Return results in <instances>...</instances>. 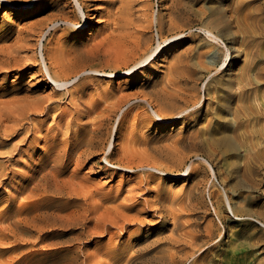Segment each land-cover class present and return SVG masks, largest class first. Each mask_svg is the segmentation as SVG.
Masks as SVG:
<instances>
[{"label": "bare ground", "instance_id": "obj_1", "mask_svg": "<svg viewBox=\"0 0 264 264\" xmlns=\"http://www.w3.org/2000/svg\"><path fill=\"white\" fill-rule=\"evenodd\" d=\"M4 1L11 8L16 6L19 1H24V6L28 4V0ZM116 1L120 3L117 12L113 11L108 15V19L111 21L110 32L97 43L84 46L83 49H80L75 44L67 46L66 43H69V41L66 40L61 43L60 47L52 49L47 47L48 42L46 40L49 41L48 38H51L57 32H62L63 36L65 34H71L70 36L84 35L87 30L85 28L86 22L81 24L80 17H83V21H86L91 15V5L86 0H37L33 8H26L20 11L22 15H29L33 10L37 12L35 10L39 8L40 10L44 9L46 16L40 20L38 27L29 28L25 36L19 39L18 43L0 48V72L15 71L16 74H25L27 70L38 67L34 74L39 76L41 81L51 83L53 85V93L33 98L26 96L23 99L2 103L0 105V126L5 120L17 122L21 119L24 120L31 114H47L50 109L60 108L66 98H69V103L74 106L75 100L83 97L85 90L91 88L99 76L107 75L112 77L119 73L130 76L135 75L146 63L154 62L164 53H168L169 46H172L173 42H179L183 38L194 36L192 31L188 34L184 33L193 27L186 22L180 23L183 20L182 17H179L181 9L178 1L170 3L167 30H165V22L162 15H157L155 20H153L154 18H149L142 11L138 19L135 20L132 18V13L128 12L130 8L128 1L109 0V3L111 5ZM234 11L236 12V10ZM128 26L137 28L133 33L134 35L128 32L131 29ZM154 26H156L159 42L155 41L157 46L152 49L150 44L146 45L149 41V38H146V30ZM221 27L222 21L217 19L216 21L212 19L200 23L197 28L203 31L205 35L202 36L196 33L199 38H203L201 39L203 40L202 44L199 43L197 45L198 50L194 52V48H186L170 55V59L167 60L166 81L161 83V85L158 83V86L155 84L157 87L151 89L148 93L143 92L140 94L142 95L141 98L139 94L119 96L111 89H102L96 94L90 95L83 107H75L73 110L68 111V114L66 113L68 109L62 108L59 113L58 124L65 118V113L71 115L63 131L69 137L72 133L77 136L74 140L70 139L67 144L69 147L64 167L68 168L73 161L76 166L82 165L86 160H89L88 158L101 156L100 162L105 165L100 166V170L108 172L110 176L116 175L118 170L126 171L130 174L131 181H134L126 189L121 201L118 202L120 195L115 198V196L112 197L105 194L94 198L87 186L81 182H73L68 178L70 179V188L74 192L80 191L84 198L90 197L93 200L90 201V207L88 206L81 215L85 223L83 228V231L86 232L83 238L85 243L92 242L97 236L107 237V235H110L113 237L119 229L121 234H123V231L132 224L143 225L145 220L141 216L144 212L148 214L149 211L154 212L161 220H170L172 228L169 231L170 234L165 238L163 237L164 239H153L150 242L140 240L135 246H130V249H126L117 243L106 244L105 247L94 253H84L82 251L84 254L81 261L78 259L79 255H82L80 248L67 260L56 258L60 264H181L184 260L187 261L190 258L193 264L211 263V260L207 259L208 255L203 254L211 252L210 249L214 243L211 242L215 241L217 237V239L222 237L223 233L219 223V226H216L212 220L206 221L205 216L200 215V213H194L203 206H201L203 202L200 203L199 201L202 196L197 197L202 194L203 185L209 183V189L206 188L209 190L208 194L206 193L209 203H206V205L213 207L211 210L217 216L218 222H220L219 209L216 210V208L220 203L224 202L235 216L226 191L216 188V185H218V172L213 169L214 156L217 152L230 155L232 157L230 165L236 169L235 172L240 169L248 174L255 175L264 166V121L262 118L264 111L259 106L258 97L253 98L254 109L256 110L253 113L256 117L261 116L260 118L263 122L262 127L259 128L261 133L259 132V136H253L255 139L247 140L243 123L245 119L249 118V115L243 112L242 97L244 92L241 81L239 82L240 79L232 75L227 78L219 77V74L223 73L224 70H218V63L222 56L221 51L218 50L215 44L220 40L219 34L228 30L227 26L226 28ZM36 40V44L31 43ZM168 41L170 45H165ZM210 45L213 48H217L216 53L212 55H210V51H207L208 49H203L204 46ZM38 48L39 52L34 54L33 50ZM31 51H33L32 55H20L22 52ZM224 53L223 56L228 61V53ZM237 56H239V53H237ZM203 71L208 73L207 81L204 85L206 95H211L212 101L218 106L216 114L219 119L215 122L213 121L214 123H212L211 119L210 122L205 120L206 124L204 122L199 123L202 118V115H200V104L203 102V97L199 92L191 93L187 89L181 88L182 84H184L186 87L189 86V90L196 89L197 87L195 88L194 86L201 79L203 81L206 76ZM220 87L222 89L219 95H215L216 89L218 90ZM144 91L146 92V90ZM131 96H136L135 99H140L141 103L145 104V109H147L146 107L151 108V113H147L149 114V119L138 114L137 119L135 118L136 122L132 125L133 131L127 133L128 117L133 109L130 106L121 114L119 120L116 119L118 120L117 129L111 128V130L105 131L118 111L133 100L130 98ZM245 102L247 101L245 100ZM224 109L225 115L222 116ZM80 119H87V121L81 123ZM149 120H155V122H182L186 123L188 127L178 138L164 139L165 141L163 142L165 143L158 145L136 135V130L148 128ZM87 122L92 123L91 136L79 137L86 132L88 128ZM30 128L21 125V127L10 129L8 133L4 132L3 134L0 129V136H16L21 134L22 131L27 132ZM213 134L219 137L216 138ZM114 139L121 141L118 143ZM115 145H120L121 148L118 156H115L111 150ZM239 150L243 151L242 157H239ZM192 157L203 161L207 165H209L208 161H210V172L201 165V162H193L184 169L187 159ZM84 159L86 160L83 161ZM149 171L156 172L154 174L158 173L161 176H169V179L187 176L193 179L194 184L181 197L178 195L180 191L173 195L170 189L157 187L154 190L155 195L152 200L141 199L142 191L148 194L150 192L148 187L151 181L154 180L153 175ZM253 181L256 182V179ZM146 209L148 210L147 212L145 211ZM185 211L189 212V214L193 212V218L191 222L185 221L184 224L182 218L185 216ZM210 211L209 213L205 211L206 215H210ZM139 229L137 230L141 233ZM76 236L80 237V235ZM48 237H43V235L39 234L37 241L42 242ZM166 243L171 246L163 247ZM181 246L182 249L180 250ZM181 252L183 254L179 256ZM240 260L244 263L246 257L241 256Z\"/></svg>", "mask_w": 264, "mask_h": 264}, {"label": "rangeland", "instance_id": "obj_2", "mask_svg": "<svg viewBox=\"0 0 264 264\" xmlns=\"http://www.w3.org/2000/svg\"><path fill=\"white\" fill-rule=\"evenodd\" d=\"M86 1L91 5V15L86 21H83V17H80L81 24L86 22V33L82 36H70L71 34L63 36L62 32H57L51 38H48L49 41L46 40L48 42L47 47L52 49L60 47L61 43L66 40L69 41V43H66L67 46L75 44L80 49H83L84 46L97 43L110 32L111 21L108 19V15L113 11L117 12L120 6L119 1L111 5L109 0ZM126 1H128L127 3L130 7L128 12L132 13L133 19L137 20L142 11L149 18H154L153 20L160 14L165 22V30L169 26V8L173 1H178L179 8L181 9L179 17H182L183 20L180 23L186 22L193 27L184 33L188 34L192 31L194 36L187 37L186 39L183 38L184 40L181 39L179 42L175 41L176 43L173 42L174 44L169 46L168 53H164L161 56L162 58L160 57L154 62L146 63L135 75L130 76L119 73L112 77H108L107 75L99 76L93 86L85 90V95L75 100L74 106L69 103V98H66L60 108L50 109L47 114H31L24 120L21 119L17 122L6 120L2 122L0 126L2 134L4 132L8 133L10 129L19 128L21 125L31 128L27 132L22 131L21 134L16 136H0V264H60L56 258L67 260V258L74 255V252L79 251L80 248L82 255H79L78 259L81 261L84 253H94L105 247L106 244L112 245L118 243L126 249H130V246H135L140 240L150 242L153 239L165 238L170 234L169 231L172 228L171 221L161 220L154 212L149 211L148 214L144 212L141 216L145 220L143 225L132 224L123 231V234H121V230L119 229L113 237L110 235H107V237L97 236L98 238H94L92 242L85 243L83 239L86 234L83 231L85 223L81 215L89 206L90 201L93 200L90 197L84 198L80 191L74 192L70 188V179L73 182H81L87 186L90 193L94 195V198L105 194L107 196H115V198L120 195L118 202L121 201V198L126 193V189L134 181H131L130 174L126 171L118 170L116 175L110 176L108 172L100 170L99 167L105 165L103 162H100L101 156L88 158L89 160L84 159L83 161H86L78 166L73 161L68 168H65L64 162H66L69 147L67 144L70 139L74 140L77 136L72 133L69 137L63 130H65L66 123L71 117V115H67L68 111L73 110L75 107H83L90 95L96 94V92L102 89H111L119 96L124 94H139L141 98L142 95L140 94L143 92L148 93L151 89L156 88L158 83L160 85L164 83L167 78V60L170 59V55L186 48H194L195 52L198 50L197 45L199 43L202 44L203 40L201 39L203 38H199L196 33L202 36L205 35L203 31L197 28L203 21L212 19L216 21L217 19L222 21L221 28L228 27L226 32L219 34V41L221 42L218 41L215 44L218 50L221 51L222 56L218 63V70H224L223 73L219 74V77L227 78L232 75L240 79L239 82L241 81L244 92L242 97L243 112L249 115V118L245 119L243 123L245 136L247 140L255 139L256 136H259L261 130L259 128L262 127L263 122L260 118L261 116L256 117L253 113L256 111L254 109L253 98L258 97L259 106L264 111V0ZM23 2H17L16 6L11 8L4 0H0V48L18 43L19 39L25 36L29 28L38 27L40 20L46 16L44 9L40 10L39 8L35 10L37 12L33 10L32 12L34 13L30 12L29 15H22L20 11L26 8H33L37 0H28L26 6L23 5ZM134 26H128V28H131H129L128 32H131L132 35H134L133 33L137 29ZM155 27L146 30V38H149L146 45L150 44L152 49L159 42ZM31 43L36 44L37 40ZM169 43L168 41L165 45ZM203 49H208L207 51H210V55H212L216 53L217 48H213L210 45L204 46ZM33 51L36 54L39 52V48ZM33 51L22 52L20 55H32ZM223 53H228V61H226ZM237 53H239V56L236 57ZM245 65L247 68H245ZM37 69L38 67L27 70L25 74H16L15 71L0 72V105L15 99H23L26 96L33 98L53 93V85L48 81H41V78L34 74ZM203 72L206 76L203 78V81L201 79L194 86L195 88L197 87V90H189V86L186 87L184 84H182L181 88L187 89L191 93L199 92L203 97V102L200 104V115H202V118L199 123L204 122L206 124L205 120L210 122V119L214 123L219 119L216 114L218 106L212 101L211 95H206L204 85L206 84L208 73L206 71ZM221 89V87L218 90L216 89L215 95H219ZM130 98L133 100L127 103V106H123L125 109L122 107L118 111L105 131L111 130V128L117 129L119 117L130 106L133 109L128 117L127 133L133 131L132 125L136 122L139 115L149 119L151 108L146 107L147 109H145V104L141 103L140 99H135L136 96H131ZM62 108H67L68 110L66 111L67 114L65 113L63 121L58 124L59 113ZM224 112L225 109L221 114L222 116L225 115ZM262 118L264 121V116ZM79 121L84 123L87 119H80ZM149 121L148 128L138 129L136 130L137 132H134H136L137 136L145 138L147 141L155 142L158 145L165 143L163 141L167 139L178 138L188 127L186 123L182 122ZM86 124L88 125L86 132L79 137L91 136L92 123L87 122ZM252 125L254 126L252 127ZM213 136L219 137L215 134ZM114 141L120 143L121 140L114 139ZM111 150L115 156H118L121 152L120 145H115ZM238 154L239 157H242L243 151L239 150ZM231 161L232 157L230 155L217 152L213 159V169L218 172V185H216V188L226 191L235 216L224 202L220 203L216 208V210L219 209L220 222H218L217 216L211 210L213 207L206 205V203H209L207 195L209 183H207L208 185H203L202 194L197 196H202L199 201L200 203L203 202L201 204L203 206L194 213H200V215L205 216L206 221L212 220L216 226L220 225L223 233L222 237H220L221 239H217V237L215 241L211 242H214L213 247L210 249L211 252L209 254L205 252L203 255H208L207 259L211 260L210 264H241L242 261H239L241 256L246 257V260L242 264H264V219H262L264 218V166L254 175L240 169L235 172L236 169L230 165ZM193 162H201V165L210 172V161H208L209 165H207L203 161L195 159V157L187 159L184 169ZM149 172L153 175L154 180L151 181L148 187L150 189L148 194L142 191L140 195L141 199L152 200L155 195L154 190L157 187L170 189L173 195H176L180 191L178 195L181 197L194 184L193 179L187 176L169 179V176H161L158 173L154 174L156 172L153 171ZM208 178L210 179V177ZM255 179L256 182L253 181ZM145 211L147 212L148 210L146 209ZM205 211L206 213L210 211V215H206ZM184 213L185 216L182 218L183 223L185 221L191 222L193 212L189 214V212L185 211ZM39 234L43 235V237H49L42 242H38L37 238ZM76 235H80V237ZM216 241L217 243H215ZM167 245L166 243L163 247L167 248L171 246L170 244ZM179 249L181 250L182 246ZM182 254L181 252L179 256H182ZM208 263L204 262V264ZM181 264H193V262L190 258L187 261L184 260Z\"/></svg>", "mask_w": 264, "mask_h": 264}]
</instances>
